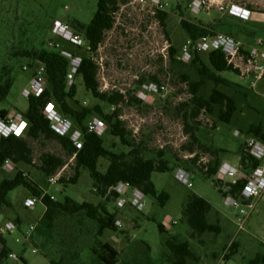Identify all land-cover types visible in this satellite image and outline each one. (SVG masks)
Listing matches in <instances>:
<instances>
[{"label":"rangeland","instance_id":"obj_1","mask_svg":"<svg viewBox=\"0 0 264 264\" xmlns=\"http://www.w3.org/2000/svg\"><path fill=\"white\" fill-rule=\"evenodd\" d=\"M163 1L167 13L163 26L148 7L141 9L129 3L120 5L114 16L113 28L105 34L93 59L99 67L98 83L102 92L118 90L127 94L136 87L137 80L141 77L145 79L134 93L143 104L121 105L120 118L131 132V139L136 143L141 140L144 142L145 156L154 158L157 151L162 150L164 158L174 164V168L167 172L151 175L156 189L168 194V201L160 207L153 198L147 197V207L143 212H137L129 206L119 208L114 199L97 195L89 172L85 169L81 170L75 184H49L38 170L41 154L49 153L65 160V165L57 173L64 181L73 176L72 159L67 158L55 142L31 141V164L15 165L12 172L0 168V182L21 171L33 185L59 203L65 197L78 203L97 205L103 202L122 227L117 232L105 230L101 236H97L96 224L83 215H59L55 220L52 239L48 242L36 232L32 233L33 242L29 243L18 232L4 233L7 246L17 257H9L5 264H104L93 252V249L99 252L104 243L118 252L114 264H169L167 258L170 252L165 243L173 236L188 242L197 257V260L187 264H249L256 255L264 254V195L256 201L253 210H248L250 216L247 220L240 222L239 209L226 206L211 180L205 179L200 169L188 161L197 156L198 163H206L210 156L201 148L214 147L225 151L220 155L221 165L227 162L238 168L242 175L246 173L240 169V149L251 136V126L259 125L264 131V80L252 89L250 81L241 72L218 74L226 82L218 88L236 100L237 110L230 124L217 122L214 115L202 112L195 120L199 122L196 130L199 144L194 145L195 151L190 154L185 149L189 138L183 129L182 110H179V104L190 98L182 75H187L191 81L199 80L200 76L197 67L189 63L172 64L167 55L171 44L178 50V60L180 47L188 39L180 25L181 20L202 24L212 30L228 22L233 32L224 29H218L217 32H230L229 36L247 45H255L256 40L264 43V26L230 16L226 10L219 12L214 5L205 6L194 15L190 7L194 0ZM218 1L224 6L245 3L264 10V0ZM96 3L97 0H0V70L9 67L13 78L7 97L0 103V110L21 115L28 105V98L23 96L22 91L28 87L35 64L32 63L33 69L23 71L22 67L28 66L31 61L16 56V53L46 48L49 42L58 41L51 33L55 20L64 22L72 30L76 22L88 24L96 10ZM166 32L170 41L165 37ZM65 46L68 50L76 49L66 43ZM200 57L209 67L207 53L200 54ZM151 77H155L158 83L153 82ZM204 82L200 94L207 96L214 84L207 79ZM74 83L77 86L76 100L81 106L93 107L97 101L84 89L82 80L75 78ZM149 85H154L158 93L150 94V97L142 96V93H146L143 87ZM100 105L105 113L113 111L105 104ZM189 125H194L193 121H189ZM235 132L239 134L235 135ZM101 137L105 147L114 152L129 150L110 137L107 128ZM107 166L106 159H99L100 172H104ZM177 169L191 174L190 188L176 179ZM193 194L211 205L208 220L219 225V234L190 236L191 230L183 221L182 210ZM29 197L30 192L22 186L7 194L10 206L0 209V227L6 221L19 219L20 231L24 233L30 226L40 224L45 206L38 202L31 210L25 208L24 202ZM157 224H161L165 232H159ZM232 244H236L237 250L229 256ZM34 249L36 252L33 253Z\"/></svg>","mask_w":264,"mask_h":264},{"label":"trees","instance_id":"obj_2","mask_svg":"<svg viewBox=\"0 0 264 264\" xmlns=\"http://www.w3.org/2000/svg\"><path fill=\"white\" fill-rule=\"evenodd\" d=\"M127 3H129V0H97L96 10L92 20L88 24L76 22L73 25L74 32L85 39L89 48L87 51H82L78 48L73 51L68 50L65 46V43H68L58 40L52 43L58 44L59 49L54 47L48 48L49 42L46 48L32 51L23 50L16 53V56L25 57L31 61L28 64L30 69H33L32 63L36 64V62L44 66L46 87L40 96L29 97L27 99L28 105L26 110L20 113L27 123L24 136L16 137L9 135L7 137H0V168L3 167L4 162L7 160L14 166L31 164V141L55 142L64 151L66 157L72 159L71 167L74 170L71 178L64 181V178L60 176L57 181L58 183L75 184L80 177L81 170L85 169L89 172L93 189L100 198L107 197V199L115 200L116 194L114 192L108 193V190L118 183H126L130 188L140 190L146 197L153 198L160 207L166 204L169 198L168 194L159 192L156 189L151 181V175L152 173L167 172L171 168H174V164H171L164 158L165 154L162 150L157 151L156 157L154 158L145 156L144 142L141 140L136 143L131 139V132L120 118L121 105L140 106L143 104L140 99L134 96V93L145 79L141 77L137 80L136 87L128 91L127 94H123L118 90L102 92L99 89L98 83L99 67L93 59V55L102 44L105 34L113 28L114 16L118 12L120 5H126ZM154 17L163 26L167 13L165 11H156ZM224 23L218 27H213V30L202 26V24L185 20H181L180 25L186 32L188 39L195 40L206 34H216L218 33V29L233 32L230 26L231 24L228 22ZM230 32L226 31L225 35H230ZM165 37L170 41L167 32L165 33ZM62 49L81 56V64L75 78L82 80L84 89L90 93L92 99L97 101L93 107L86 108L81 106L76 100L77 86L74 82L71 86H67L66 72L69 62L60 54V50ZM177 53L178 50L169 44L167 50L169 61L172 64H176L177 62L186 64L177 60ZM207 61L209 67L205 66L202 62L200 53H193L189 64L197 67L200 78L197 81H191L187 75H182V80L187 84L190 98L188 101L179 104V110H182L181 118L183 129L189 138L185 149L190 154H193L195 151L194 145L199 144L196 137L199 122L195 120L202 112L214 115L217 122L230 124L237 110L236 100L218 88L219 85L226 83L218 74L224 72L238 73V71L227 64L224 55L220 51L207 53ZM204 79L214 84V87L207 96L200 94L205 84ZM151 80L158 83L155 77H151ZM12 84L11 69L6 66L0 70V103L7 97ZM48 103H53L55 108L63 116L72 121L74 129H78L82 133L83 143L81 149L77 150L69 137L60 136L52 129L50 121L43 113ZM101 103L109 108H113V111L105 113L100 105ZM6 115V110H0V118ZM93 117L101 119L106 124L110 137L117 139L122 146L127 147L129 150L127 152H114L105 147L104 140L101 136L94 133H87V122ZM189 121H193L194 125H189ZM249 133L252 137L264 143V131L261 126H251ZM201 149L209 154V160L204 164H200L198 163L197 156H194L191 160H188L190 161L189 163L193 167L196 165L205 179L211 180L222 198L232 196L235 199H240V193L245 184L244 179H239L235 184H232L216 178L221 165L220 155L225 153V151L214 147ZM101 158L108 161V166L104 172L98 170V162ZM39 163L38 170L46 178L48 183V179L55 176L65 165V160L53 154L43 153L39 158ZM239 163L246 173L259 165V162L249 158L245 151V144L240 149ZM20 186L27 189L31 196L40 197L43 194L41 202L45 206V212L41 217L40 224L34 226L32 233H38L45 242L52 239L55 220L59 215H83L96 224L97 236H101L105 230L117 232L121 228L116 225L117 219H115V215L107 210L103 202L97 205L88 202L78 203L69 197H65L63 202L59 203L54 198L52 199L50 195L44 194L39 187L33 185L21 171H16L12 178L3 179L0 182V209L10 206L6 196L10 191ZM211 209L212 207L207 201L195 194L191 195L186 201L182 210V218L190 228V236L192 238L205 233L219 234V225L211 223L208 220ZM13 222L20 228L19 219ZM157 227L159 232H165L161 224H157ZM30 241L33 242L32 234ZM165 244L170 252L167 258L169 264H187L191 260H197L188 242L173 236ZM101 247L99 252L93 249L94 254L104 264H114L118 252L107 243H104ZM236 250V244H232L229 247V256L234 255ZM11 253L5 237L0 233V264H5ZM229 256L227 255V257ZM50 263L55 264L54 262ZM249 264H264V254L256 255Z\"/></svg>","mask_w":264,"mask_h":264},{"label":"built area","instance_id":"obj_3","mask_svg":"<svg viewBox=\"0 0 264 264\" xmlns=\"http://www.w3.org/2000/svg\"><path fill=\"white\" fill-rule=\"evenodd\" d=\"M206 1L208 5H206ZM129 4L141 9L150 8L154 14L156 11H164L165 2L163 0H129ZM214 5L219 12L227 11L230 16H234L243 21L255 22L264 26V10L257 7L248 6L245 3L221 5L218 0H194L190 5L194 15L200 12L205 6ZM51 33L57 39L67 42L74 48L82 51L89 50L85 39L75 33L70 27L62 21L55 20L51 27ZM255 45H247L243 41L225 34H206L195 40L187 39L180 47L178 60L183 63H189L193 57V53H209L212 51H220L227 64L235 70L241 72L242 75L250 81V87L253 89L257 84L264 80V43L261 40H256ZM49 47L59 49L58 44L50 42ZM60 54L64 56L69 64L66 72L67 86H71L75 80V76L81 64V56L73 54L68 50H60ZM23 71L31 70L28 66L22 67ZM46 87L45 68L42 64L36 62L32 75L29 80L28 87L22 91L24 97L40 96ZM142 93L144 97H150V94L158 93L154 85L144 86ZM143 97V99H144ZM147 99V98H146ZM43 113L50 121L52 129L60 136L69 137L77 150L82 147V133L78 129H74V125L70 119L63 116L54 106L53 103H48ZM106 124L99 118H91L86 125L87 133H94L101 136L106 130ZM27 129V123L19 114H8L0 118V137L14 135L23 137ZM235 132V135H238ZM245 151L250 159L259 162V165L248 173L241 174L240 170L235 166L227 163L220 165L217 173V178L224 182L235 184L239 179H244L245 184L240 193V199H235L232 196L224 197V204L239 209L241 215L240 222H244L250 216V211L254 209L257 200L264 195V143L255 137H248L245 142ZM6 172H12L14 165L10 161H5L2 167ZM242 170V167L240 166ZM176 179L191 187L190 174L183 170L177 169L175 172ZM59 179V174L48 179L49 184L56 183ZM116 194L115 202L117 207L122 208L129 206L137 212H143L147 207V197L140 191L130 188L126 183H118L108 190ZM45 194V193H44ZM31 196L24 202L27 209H33L36 203L41 202V198ZM52 199L53 197L50 196ZM248 210H250L248 212ZM116 225L122 227V224L117 220ZM34 226H30L26 232H21L17 224L12 221H6L4 226L0 227V233L12 234L18 232L26 243L30 242L31 234ZM18 240V239H17ZM36 250H33V253ZM10 258L16 259L14 254L9 255Z\"/></svg>","mask_w":264,"mask_h":264},{"label":"crops","instance_id":"obj_4","mask_svg":"<svg viewBox=\"0 0 264 264\" xmlns=\"http://www.w3.org/2000/svg\"><path fill=\"white\" fill-rule=\"evenodd\" d=\"M6 111H7V110H6ZM8 114H10V112H9V111H7V115H8ZM239 160H240V159H239ZM224 162H226V161H224ZM226 163H227V162H226ZM227 164H229V163H227ZM246 220H247V219H246Z\"/></svg>","mask_w":264,"mask_h":264}]
</instances>
